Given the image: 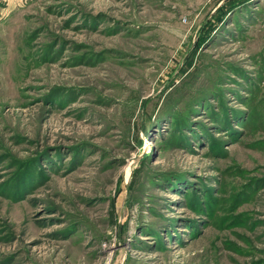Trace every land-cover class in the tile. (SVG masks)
Listing matches in <instances>:
<instances>
[{
  "label": "rangeland",
  "instance_id": "rangeland-1",
  "mask_svg": "<svg viewBox=\"0 0 264 264\" xmlns=\"http://www.w3.org/2000/svg\"><path fill=\"white\" fill-rule=\"evenodd\" d=\"M236 1L0 0V264H264V0Z\"/></svg>",
  "mask_w": 264,
  "mask_h": 264
},
{
  "label": "trees",
  "instance_id": "trees-1",
  "mask_svg": "<svg viewBox=\"0 0 264 264\" xmlns=\"http://www.w3.org/2000/svg\"><path fill=\"white\" fill-rule=\"evenodd\" d=\"M249 0H241V1H236V3L234 4V6H237L238 4H240V3H243L244 2V4L245 3H247ZM226 6H228L227 4H226Z\"/></svg>",
  "mask_w": 264,
  "mask_h": 264
},
{
  "label": "water",
  "instance_id": "water-1",
  "mask_svg": "<svg viewBox=\"0 0 264 264\" xmlns=\"http://www.w3.org/2000/svg\"><path fill=\"white\" fill-rule=\"evenodd\" d=\"M142 153H143V152H142ZM142 153H139L135 159L137 160V159L141 156ZM136 160H135V161H136ZM133 161H134V160H132V161L130 162V165H132Z\"/></svg>",
  "mask_w": 264,
  "mask_h": 264
}]
</instances>
